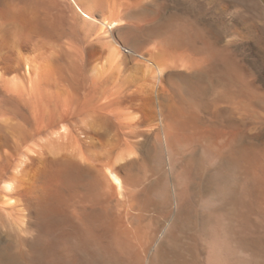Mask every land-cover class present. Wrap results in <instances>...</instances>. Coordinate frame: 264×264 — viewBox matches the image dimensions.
Returning a JSON list of instances; mask_svg holds the SVG:
<instances>
[{
    "label": "bare ground",
    "instance_id": "obj_1",
    "mask_svg": "<svg viewBox=\"0 0 264 264\" xmlns=\"http://www.w3.org/2000/svg\"><path fill=\"white\" fill-rule=\"evenodd\" d=\"M155 1L0 0V264H264V23Z\"/></svg>",
    "mask_w": 264,
    "mask_h": 264
},
{
    "label": "rangeland",
    "instance_id": "obj_2",
    "mask_svg": "<svg viewBox=\"0 0 264 264\" xmlns=\"http://www.w3.org/2000/svg\"><path fill=\"white\" fill-rule=\"evenodd\" d=\"M178 3L182 4L184 2H186V0H176ZM175 0H156L155 2L157 4H164V3H167V4H173V3H176ZM203 1V0H201ZM257 5H258V9L256 8H253L251 6V0H214V1H211L210 5L211 4H214V3H225L227 5H229L232 9L236 6H238L239 10L241 11H238V12H234L232 14V17L234 18V20L239 24L241 25V15L242 17H245L247 19L248 22H252L254 21L255 19L257 21H259L260 23H264V0H254ZM229 3V4H228ZM234 5V6H233ZM250 8V9H248ZM248 9V10H247ZM254 9V11H253ZM260 9V10H259ZM254 13H253V12ZM257 11V12H256ZM260 11V12H259ZM249 13V14H248ZM258 14V15H257ZM259 18H258V17ZM254 17V18H253ZM260 19V20H259ZM255 29V30H254ZM253 32L254 34H259V36L261 37L262 35V32H261V29L258 28V27H255L253 28ZM261 34V35H260ZM257 39V43L259 45H264L263 43V39L261 37V39L259 37L256 38ZM252 44L253 45H256V40H252ZM244 57H245V63L246 65L251 68L252 66V52L251 50H247L246 52H244ZM250 63V65H249Z\"/></svg>",
    "mask_w": 264,
    "mask_h": 264
}]
</instances>
